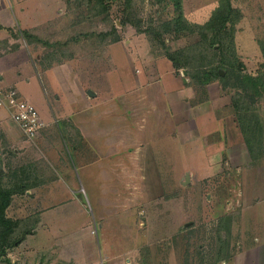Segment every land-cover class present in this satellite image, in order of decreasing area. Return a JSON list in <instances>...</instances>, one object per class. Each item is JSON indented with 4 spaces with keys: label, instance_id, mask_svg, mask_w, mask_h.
<instances>
[{
    "label": "rangeland",
    "instance_id": "1",
    "mask_svg": "<svg viewBox=\"0 0 264 264\" xmlns=\"http://www.w3.org/2000/svg\"><path fill=\"white\" fill-rule=\"evenodd\" d=\"M94 1H44L52 12V28L46 37L48 44L38 50L40 57L56 63L77 53L89 59L86 64L97 60L101 64L108 43L134 35L135 44L146 43L156 55L171 51L180 56L191 53L187 47L202 40L196 32L160 30V24L175 13L169 0H131L128 5L125 0ZM219 1L182 0L184 15L191 22H204ZM231 3L241 14L233 24L237 60L233 72L259 76L262 91L253 93L233 85L237 80L227 74V65H220L218 46L199 42L196 54L212 58L208 66L220 68L227 77L203 83L180 68L178 74L187 79L188 96L176 127L163 119L160 133L151 134L148 126L137 131L138 136L125 137L123 128L137 125V117L127 118L120 105L111 109L113 105L103 100L98 111L101 121H108L109 130L100 137L98 147L62 123L61 127L44 126L38 138L23 146L0 134V185L11 194L24 192L21 183L25 182L19 180L34 188L29 197H12L6 207L5 216L15 219L17 227L10 239L35 224L44 205L57 201L42 198L62 192L58 182L82 191V186L70 183L76 178L75 168L81 167L94 191L93 197L86 187L89 201L84 205L95 219L88 230L99 239L100 255L132 249L146 264L150 259L161 260L159 264H224L222 258L243 250L241 238H249L254 225L252 206L264 196V57L259 44L264 39V0ZM104 31L110 33L102 38L99 33ZM239 119L254 143L255 157L247 150ZM74 226L68 224V229ZM69 232L64 238L68 243L73 235ZM88 241L83 237V243ZM255 251L245 254L253 256ZM90 255L88 250L86 256Z\"/></svg>",
    "mask_w": 264,
    "mask_h": 264
},
{
    "label": "crops",
    "instance_id": "2",
    "mask_svg": "<svg viewBox=\"0 0 264 264\" xmlns=\"http://www.w3.org/2000/svg\"><path fill=\"white\" fill-rule=\"evenodd\" d=\"M44 1L0 0V89L15 88L23 98L33 103L45 123L43 129L55 124L72 126L94 147L100 146V137L109 130L108 121L102 122L98 111L99 105L104 103L112 104L111 109L120 105L129 115L127 118L137 117V125L123 128L125 137L127 134L138 136L136 132L144 131L148 126L151 134L160 133L163 127L160 121L163 119L176 127L180 108L186 106V82L164 54L152 53L146 43L135 44L134 35L118 37L108 43L102 51L101 64L98 60L86 64L89 59L83 60L76 56L77 53L69 54L56 63L45 61L38 50L48 44L46 37L52 28V12ZM45 6L47 12L43 14ZM103 100L104 103H100ZM230 128L231 125L226 127V131ZM0 134L9 141L13 139L22 143L21 146L29 142L11 118L10 106L4 95H0ZM215 145L210 144L209 147ZM75 172L76 178L72 177L70 183L82 186V191L79 192L78 186L67 188L60 181L54 183L62 192L50 193L46 199L40 194L43 200L57 201L54 206L44 205L46 208L38 213L35 224L25 226L15 243L11 242L13 238L10 239L17 229L13 228L8 236L11 243L6 247V257L13 264H146L141 257L132 254V249L100 255L99 239L91 236L88 230L91 220L94 223L95 219L84 205L89 201L86 187L91 191V181L81 167L75 168ZM79 178L84 186L78 183ZM25 183H21L25 185L24 192L11 194L10 202L16 195L30 196V190L34 188L27 187ZM250 217L254 225L251 236L241 238L243 250L222 258V263L229 260L231 264H264V196L252 206ZM72 223L75 228L68 229V224ZM68 231L73 234L69 243L64 240L69 236ZM85 236L89 240L87 243H83ZM252 249L256 250V255L245 254ZM88 250L92 256H86ZM1 258L0 264H5ZM148 261H151L148 264L161 262L159 259Z\"/></svg>",
    "mask_w": 264,
    "mask_h": 264
},
{
    "label": "trees",
    "instance_id": "3",
    "mask_svg": "<svg viewBox=\"0 0 264 264\" xmlns=\"http://www.w3.org/2000/svg\"><path fill=\"white\" fill-rule=\"evenodd\" d=\"M131 0H125V3L128 5ZM156 2H162L163 0H155ZM173 6L174 16L160 24V30L163 31H175L183 32L190 31L196 32L200 36L199 42L205 45H214L216 44L219 48L220 53V65H227L228 72L232 74V77L236 78L237 82H234L233 85L240 86L244 90L249 88L253 93H259L261 90L262 81L259 76H253L248 73L233 72V69L236 64V55H235V45H234V28L233 24L238 21L241 17L240 11L238 8L234 7L231 3V0H220L219 4L213 8L209 17L204 22H191L186 19L182 0H169ZM96 4H102L103 0H95ZM138 21V18H137ZM229 25V30L227 25ZM114 27H112L113 30ZM150 32L149 29L145 31ZM110 32L104 31L100 32L99 35L103 37L107 36ZM118 38V37H116ZM198 41L191 43L187 49L191 53L188 55L182 54L177 56L174 52L165 51L164 55L171 61L173 67L178 71L180 68H184L186 73L191 77H196L198 81L207 83L213 79L219 78L223 80L227 77V74H222L220 68L209 67L208 65L213 62L212 58L205 57L204 54H196V50L199 48ZM261 51L264 57V39L259 41ZM199 52V51H198ZM238 66H241V62L237 63ZM264 65V62L263 64ZM194 69V71H193ZM226 73V72H225ZM240 121L241 131L245 139V143L248 149V152L252 157L254 155V143L247 133L245 126L242 121ZM11 190L0 185V257L5 264H13L8 257H6V247L12 242L15 243L18 239H14L11 242L8 239L9 234L13 231L15 221L11 218L5 216V209L10 203Z\"/></svg>",
    "mask_w": 264,
    "mask_h": 264
},
{
    "label": "built area",
    "instance_id": "4",
    "mask_svg": "<svg viewBox=\"0 0 264 264\" xmlns=\"http://www.w3.org/2000/svg\"><path fill=\"white\" fill-rule=\"evenodd\" d=\"M0 95L8 99L12 107L11 118L19 125L23 136L32 141L38 138L45 123L34 104L23 98L15 88L0 92Z\"/></svg>",
    "mask_w": 264,
    "mask_h": 264
},
{
    "label": "water",
    "instance_id": "5",
    "mask_svg": "<svg viewBox=\"0 0 264 264\" xmlns=\"http://www.w3.org/2000/svg\"><path fill=\"white\" fill-rule=\"evenodd\" d=\"M186 81H187L186 77H183V82H186Z\"/></svg>",
    "mask_w": 264,
    "mask_h": 264
}]
</instances>
